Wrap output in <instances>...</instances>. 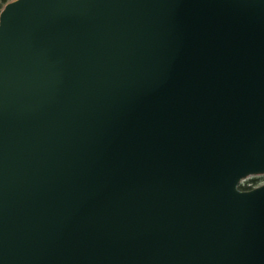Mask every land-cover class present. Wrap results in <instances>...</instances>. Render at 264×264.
<instances>
[{
  "label": "water",
  "instance_id": "95a60500",
  "mask_svg": "<svg viewBox=\"0 0 264 264\" xmlns=\"http://www.w3.org/2000/svg\"><path fill=\"white\" fill-rule=\"evenodd\" d=\"M264 0L0 9V264H264Z\"/></svg>",
  "mask_w": 264,
  "mask_h": 264
},
{
  "label": "flooded vegetation",
  "instance_id": "af4514ba",
  "mask_svg": "<svg viewBox=\"0 0 264 264\" xmlns=\"http://www.w3.org/2000/svg\"><path fill=\"white\" fill-rule=\"evenodd\" d=\"M262 180H264V176H257V177L249 178L248 180H246L244 182V186L245 187H254L253 185L261 182Z\"/></svg>",
  "mask_w": 264,
  "mask_h": 264
},
{
  "label": "trees",
  "instance_id": "16d2710c",
  "mask_svg": "<svg viewBox=\"0 0 264 264\" xmlns=\"http://www.w3.org/2000/svg\"><path fill=\"white\" fill-rule=\"evenodd\" d=\"M8 1H10V0H0V9ZM253 186H256V184ZM250 188H252V187H245L244 185L242 186V189H250Z\"/></svg>",
  "mask_w": 264,
  "mask_h": 264
},
{
  "label": "rangeland",
  "instance_id": "374dc122",
  "mask_svg": "<svg viewBox=\"0 0 264 264\" xmlns=\"http://www.w3.org/2000/svg\"><path fill=\"white\" fill-rule=\"evenodd\" d=\"M1 8H2V7H1ZM262 176H264V175H262ZM254 177H257V176H254ZM249 178H253V177H248V178H246L245 180H242V181H241V183H240V187H241V188H242V186L244 185V182H245L246 180H248ZM262 183H264V180H262L261 182L257 183L256 186H257V185H260V184H262Z\"/></svg>",
  "mask_w": 264,
  "mask_h": 264
}]
</instances>
